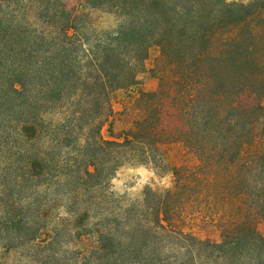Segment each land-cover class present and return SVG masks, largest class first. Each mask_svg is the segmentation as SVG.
<instances>
[{"label":"trees","instance_id":"obj_1","mask_svg":"<svg viewBox=\"0 0 264 264\" xmlns=\"http://www.w3.org/2000/svg\"><path fill=\"white\" fill-rule=\"evenodd\" d=\"M73 1L0 0V248L33 264H264V0ZM152 48L164 94L104 138L112 93ZM173 143L194 161L170 187L129 203L109 189L126 163L166 168Z\"/></svg>","mask_w":264,"mask_h":264},{"label":"rangeland","instance_id":"obj_2","mask_svg":"<svg viewBox=\"0 0 264 264\" xmlns=\"http://www.w3.org/2000/svg\"><path fill=\"white\" fill-rule=\"evenodd\" d=\"M229 3H249L252 0H226ZM73 0H68L72 5ZM92 16L97 24L103 28H112L116 19L111 14L92 11ZM261 24V23H260ZM263 25V24H261ZM165 64L160 57L157 48H152L144 63L143 68L137 74L136 83L128 88L115 90L111 95V114L101 128L104 138H117L126 130L133 127L134 121L139 118V100L141 94H164L160 92V75ZM165 94H169L167 91ZM264 102V98H263ZM162 152L165 156L166 168L158 169L152 164L131 162L122 165L111 179L109 189L123 203L139 201L147 186L156 190L170 187L173 184V175L169 168L183 161L192 163L193 157L178 143L164 145ZM189 226L204 238L219 239V233L203 219H194ZM260 234L264 235V220H259L256 225ZM90 240L82 239L72 243H65V247L84 249L88 247ZM0 264H33L21 258L19 254L0 248Z\"/></svg>","mask_w":264,"mask_h":264}]
</instances>
